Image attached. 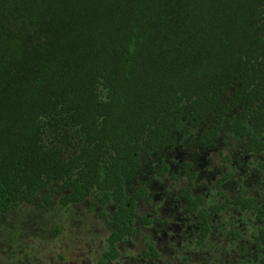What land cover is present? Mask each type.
Wrapping results in <instances>:
<instances>
[{
	"label": "trees",
	"instance_id": "trees-1",
	"mask_svg": "<svg viewBox=\"0 0 264 264\" xmlns=\"http://www.w3.org/2000/svg\"><path fill=\"white\" fill-rule=\"evenodd\" d=\"M180 130L208 146L231 134L247 156L264 153V0H0V216L99 194L116 207L97 264L115 261L140 232L147 196L129 184L146 154L178 146ZM196 179L180 198L204 246L212 226ZM234 207L264 220L242 187L214 212ZM258 240L264 249V229ZM144 256L160 258L154 244Z\"/></svg>",
	"mask_w": 264,
	"mask_h": 264
},
{
	"label": "rangeland",
	"instance_id": "rangeland-1",
	"mask_svg": "<svg viewBox=\"0 0 264 264\" xmlns=\"http://www.w3.org/2000/svg\"><path fill=\"white\" fill-rule=\"evenodd\" d=\"M190 132L177 133L179 143L174 150L143 157V167L128 191L132 196L142 188L147 190L136 207L140 232L124 240L118 259L107 264H257L264 253L258 240L264 220L259 222L255 212L237 207L214 212L225 196L234 199L241 187L247 197L255 199L256 206L264 205V171L260 167L264 153L247 156L241 140L231 134H222L215 145L208 146L198 141L199 131ZM76 144L75 150L81 141ZM186 164H191L189 173L197 174L194 195L202 197L201 207L210 215L212 232L204 246L195 243L197 214L187 212L180 198L188 182ZM164 168L167 171L161 175ZM98 195L67 208L59 205L56 196L45 207L36 202L1 215L0 264H97L108 249L113 230L110 215L116 207L114 202L102 207ZM143 216L153 223L142 224ZM150 244L155 245L159 259L144 256Z\"/></svg>",
	"mask_w": 264,
	"mask_h": 264
}]
</instances>
